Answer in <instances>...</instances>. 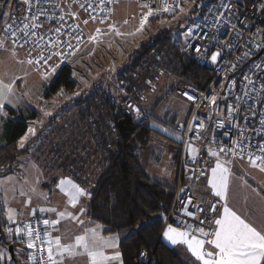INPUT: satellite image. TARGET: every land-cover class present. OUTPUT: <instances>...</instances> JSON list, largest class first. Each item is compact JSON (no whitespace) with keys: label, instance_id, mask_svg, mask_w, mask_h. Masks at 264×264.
Masks as SVG:
<instances>
[{"label":"rangeland","instance_id":"rangeland-1","mask_svg":"<svg viewBox=\"0 0 264 264\" xmlns=\"http://www.w3.org/2000/svg\"><path fill=\"white\" fill-rule=\"evenodd\" d=\"M198 1L202 0H186L183 12L173 17L159 18L149 16L147 9L135 3L115 0L107 20H84L85 44L66 64L73 69L72 79L77 82L76 89L50 93L47 97L57 73L45 76L37 71L5 32L10 21L26 11L28 0H0V82L11 86V92H6L5 107L0 111V132L2 120L6 117L28 119L32 112L36 114V118L30 121L28 131L18 141L21 150L30 143L29 154L18 160L13 176L0 180V197L10 224H17L19 219L25 223L36 215L43 216L49 221L46 231L53 233L56 238L60 237L61 243L65 245L74 243L75 236L85 233L84 227H77L78 232L72 234L69 223L63 221L73 211L70 209L71 196L60 182L72 181V178L82 174L83 169L91 163L93 154L101 152L99 149L102 145L108 146L112 142V125L99 123L101 113L104 117L109 116L107 109L102 106L103 101L109 98L108 95L104 96L110 93L109 90L114 92L109 95L126 112L129 102L150 112L151 119L147 124L157 131L153 138L161 139L153 140L156 143L151 145V138L149 149L154 148V157L160 158V164H152V159L149 160L146 153L149 149L145 148L141 161L151 175L172 185L170 163L165 159L169 150L160 152L158 149L167 147V142L176 151L180 142L174 129L181 123L187 110L181 94L184 85L180 75L186 62L185 54L192 56L188 45L197 29L193 9ZM165 30L166 33L157 35ZM151 36L153 39L149 41ZM154 40L158 45L157 51L144 55L138 67L134 68L142 42L151 44ZM121 73L125 78L123 81ZM105 82L108 83L107 92L103 89ZM114 86H118L120 92L115 91ZM88 95L90 100L85 101ZM80 98L85 102L82 107L75 104ZM12 113L16 114L13 116ZM167 115L176 116L177 122L169 123V126L162 124ZM30 128L35 130V134L29 132ZM22 138L25 139L21 146ZM218 158L222 160L223 157L219 155ZM255 174L254 177L260 179L258 174L261 175V171ZM81 182L88 184L87 180ZM73 184L78 185L77 182ZM61 212L65 213L64 217L59 215ZM52 221L59 222L53 224ZM59 224H62L61 228L55 231ZM109 238L119 241L117 236ZM52 241H55L53 237ZM0 251L5 249L0 246ZM116 251V248L107 249L109 256ZM58 257L54 249L57 264H87L88 261L86 256L63 261ZM116 262L110 261L109 264Z\"/></svg>","mask_w":264,"mask_h":264},{"label":"built area","instance_id":"built-area-1","mask_svg":"<svg viewBox=\"0 0 264 264\" xmlns=\"http://www.w3.org/2000/svg\"><path fill=\"white\" fill-rule=\"evenodd\" d=\"M114 1L28 0L26 11L16 15L6 27V36L41 74L58 73L85 44L84 20H107ZM126 1L163 18L178 14L186 0ZM165 7L170 11H163ZM193 12L197 29L188 50L197 64L214 69L215 78L206 90L191 85L182 90L191 109L186 120L174 129L180 137L176 183L163 231L171 225L207 240L210 237L201 236L198 230L212 232L216 227L214 219L220 217L223 206L221 200L200 189L209 176L214 156L250 161L258 156L264 158L261 151L264 146V0H202L195 3ZM197 45L201 47L199 53L195 51ZM214 52L221 54L216 63L210 59ZM189 95L194 99L189 100ZM126 105L127 113L138 126H144L151 119L147 110L130 102ZM162 124L169 126V123ZM256 162L261 164L260 160ZM189 211L195 215H187ZM44 220L37 215L28 224L36 243L32 249L36 260L32 264H49L48 244L42 242L47 241ZM7 233L17 244L26 245L29 241L22 236L15 237L9 229ZM139 264H154V261L149 253L143 252Z\"/></svg>","mask_w":264,"mask_h":264},{"label":"trees","instance_id":"trees-1","mask_svg":"<svg viewBox=\"0 0 264 264\" xmlns=\"http://www.w3.org/2000/svg\"><path fill=\"white\" fill-rule=\"evenodd\" d=\"M166 32L167 30L157 35ZM152 39V36L148 38L149 41ZM157 48L156 40L151 44L143 41L133 67L137 68L143 56L156 52ZM185 55L186 62L180 81L184 86L191 85L206 90L215 78L214 69L197 64L189 53ZM72 75L73 69L64 65L53 79L47 97L50 93L61 90H75L77 82L72 79ZM120 76L123 81L124 75L121 73ZM132 86L131 84L130 87ZM106 95L109 98L103 101L102 106L107 109L109 116L104 117L101 113L99 123L112 125L113 140L108 146L102 145L99 149L101 152L93 154L91 159L100 160L101 172L90 189L86 210L88 221L100 225L106 237H119L118 251L121 253L122 264H139L143 252L152 256L154 264H198L181 249L169 248L161 241L165 219L173 203L174 188L150 177L141 163L143 149L149 144L151 136L157 133L156 129L148 124H135L116 100L108 93L104 96ZM88 97L90 95L85 97V101ZM83 101L80 98L75 104L82 107L85 103ZM35 118L36 114L32 112L28 119H11L6 124L5 142L0 145V178L15 173L19 158L29 153L30 144L21 150L18 141L26 134L30 121ZM177 119L174 115H167L164 122L176 123ZM120 121L124 123V134L119 128ZM80 176L81 174L78 175ZM77 180L79 184L83 183L80 179ZM7 230L6 208L0 197V242L3 245H8Z\"/></svg>","mask_w":264,"mask_h":264},{"label":"snow or ice","instance_id":"snow-or-ice-1","mask_svg":"<svg viewBox=\"0 0 264 264\" xmlns=\"http://www.w3.org/2000/svg\"><path fill=\"white\" fill-rule=\"evenodd\" d=\"M163 11H170L169 8L165 7ZM183 12V8H180ZM153 13L149 10L148 15L151 16ZM27 27V25H26ZM59 31V30H57ZM189 35H192L191 30ZM195 51L199 53L201 47L195 46ZM56 55H60L57 53ZM219 52L211 54L210 59L213 63L217 62L220 57ZM247 55V54H246ZM41 59H44L41 57ZM51 59V57H48ZM47 62V61H46ZM29 63H32L30 60ZM55 67L52 68L54 72ZM6 92H11V86L5 85L0 82V111L5 107V101L7 99ZM189 100H193L194 97L188 96ZM215 103V98H213ZM200 127H203L201 124ZM29 132L35 134V130L30 128ZM26 138V137H25ZM21 140V146L23 145V139ZM223 151V149H221ZM261 151H264V146L261 147ZM260 160L261 164L257 165L256 161ZM253 166L261 167V171H264V158L256 157L251 159ZM228 169L224 168L221 164L217 163L216 168L212 169V178L208 181L214 194L221 199L226 198L228 189ZM61 185L65 186L68 194L71 196V203L73 206L77 202L78 198L82 195H86L84 189L78 185L73 184L71 180H61ZM55 212V209H49ZM211 210L216 211L214 206H211ZM44 211V209H40ZM83 211V209H81ZM198 211H203L202 208H198ZM61 217L65 216L64 212L59 213ZM70 215V214H69ZM187 215L194 216L192 212H187ZM12 219V213H9V220ZM59 221H52L51 223L56 224ZM44 225H48L49 221L44 220ZM83 223V221H80ZM201 223L203 221L201 220ZM215 229L212 232H205L202 228L198 231L201 236L210 237L209 239H201L194 234H190L188 230H180L178 228L168 226L166 231L163 233L164 237L170 241L173 245H184L187 250L191 253V256L195 258L200 264H264V232L257 230L251 223L247 222L236 211L229 208L227 205L223 207V214L220 218L214 219ZM9 231H11L9 229ZM21 229L17 228L16 233L19 235ZM27 235L29 236V242L27 247L29 249L36 248V243L32 240L33 230L29 226ZM36 239L40 237L37 235ZM48 244L46 250L47 259L49 264H57L53 258L52 240L42 241ZM56 245V253L60 260L74 259L77 256H86L88 258V264H109L110 261H120L121 253L116 251L113 255H107L105 249L117 248V238L105 239L102 237L96 229L86 230L84 234L75 236L74 243L62 244L59 237L54 241ZM206 244L210 246V249H206ZM143 255V253H142ZM0 258H3L0 256ZM29 258L33 261L36 260V255L31 254Z\"/></svg>","mask_w":264,"mask_h":264},{"label":"crops","instance_id":"crops-1","mask_svg":"<svg viewBox=\"0 0 264 264\" xmlns=\"http://www.w3.org/2000/svg\"><path fill=\"white\" fill-rule=\"evenodd\" d=\"M104 85H105V87L103 88L105 90L104 92H107L106 88L108 86V83L105 82ZM18 88L20 89V85ZM114 90L117 92H120L118 86H114ZM109 91H110V93H114L111 90H109ZM131 93L132 92H129V94H131ZM184 105H186L187 110H186V115L181 120V122H184L186 120V118L190 112V109H191V107L188 104L184 103ZM11 119L12 118H10V117H6L4 120H2V127H1V132H0V145H2L5 142L4 128H5L6 124H8L11 121ZM160 136H162V135L160 134ZM153 137L154 136L152 135L151 136V138H152L151 145H153V143H156V142H152L153 140L161 139L160 137L159 138H157V137L153 138ZM165 146H167V147H161L158 149V151L160 150V152H162V151L166 150L168 152V150H169L168 155L165 159H167V162L170 163V171L169 172L171 173L170 178L173 181L172 185H167V184L163 183L162 181H160L159 179H157L156 177H154L153 175H151L147 171V169H145V167L143 166L142 161H141V163H142V166L144 167V169L146 170V172L148 173V175L150 177L162 182L163 184H165L169 187L174 188L175 183H176L179 143L177 145L176 151L173 148L171 149L170 144H168L167 142L165 143ZM146 147H145V149H149V147H150L149 144ZM153 149L154 148L151 147L146 153L148 154L149 160H150V158L152 159L151 160L152 164L154 163L155 165L154 164L153 165L157 166L160 164V158L157 159L154 157L155 152L153 151ZM144 151L145 150H143V152ZM218 156H219V154L214 156V162L212 164L209 176H208L207 180L204 182L203 186L200 188L201 191L210 193L213 196H215L216 198H218L219 200H221V202L223 203V206H222V210H221L220 215L223 214V207L225 205H227L229 208L236 211L237 214L240 215L243 219H245L247 222L251 223L254 227H256L257 230L264 232V171H261V167L253 166V164L251 163L250 160H246V159H232V160L230 159L229 160V159H226L223 155H220L221 157H223V158H221L222 160H220V158H218ZM22 157H20L19 159H21ZM162 158L164 159L163 155H162ZM217 163L221 164L224 168L228 169V172H227L228 189H227L225 199H221L220 197H217L214 194V191L212 190L211 186L208 183V181L212 178V169L216 168ZM257 165H260V164L257 163ZM262 167H264V166H262ZM258 170H260L262 173L261 175L258 174V176H260L259 177L260 179L254 177L256 175L255 174L256 171H258ZM100 172H101L100 160H97V161L93 160L89 164V166H87L86 168L83 169L82 174L80 176L81 178L78 176L72 178V176H71L72 182H74V183L77 182V184H79L77 179H80L81 181L87 180V182H88L87 185L85 182H83L82 184H79L80 188L84 189L87 194L82 195L84 197L80 196L74 206L72 203L70 204V209H71V211H73V213H71L69 215V217H67V219L63 220L64 222H68L69 225L71 226L72 234H75V232L76 233L78 232L77 227H84L85 231L91 230V229H96V231L102 237H104L105 239L108 238L102 233L101 226L98 224H95V223H90L88 221L87 215H86L87 203H88L89 195H90V189L94 185V182H95L97 176L100 174ZM14 174L15 173H12L6 177L0 178V180L11 177ZM1 194H2V191L0 190V195ZM81 209H83V211H81ZM77 218H79L78 221H76ZM29 221L22 223L23 221L21 219H19L17 221L18 222L17 224H13V223L10 224L8 222V229H11V231L13 232V235L15 237L22 236V237L26 238L27 240H29V236L27 235ZM80 221H83V223H80ZM60 225H62V224H59V226H56L55 231H58V228H61ZM17 228L21 229V232L19 235H17V233H16ZM165 231L166 230L162 231L161 241L167 247L181 249L182 252L186 256H189L195 262L200 264V262L196 261L195 258L191 256V253L187 250L186 246H184V245H173L170 241H168L163 235V233ZM6 236H7L8 245H3L0 242V246H2L5 249V251H0V256L3 257V258H0V264H9V262H12L13 264H32V260L29 258V256L33 252H32V249H29L27 247V244L29 241L27 242L26 245H21V244H17L14 241V238L10 237L7 232H6ZM46 237H47V241L52 240V237L54 240L56 239V236L53 233H50V232L48 233L47 231H46ZM118 244H119V241H117V245ZM205 247H206V249H210V246L207 244ZM52 248H53V258H54V249L56 251V245L54 242L52 244ZM116 250L118 251V246H117ZM105 253L108 255L107 249H105ZM5 257H8L10 260L8 261V259H6ZM54 260H57V259L54 258ZM87 264H88V261H87ZM112 264H114V263H112ZM116 264H122V263H121V261H118V263L116 262Z\"/></svg>","mask_w":264,"mask_h":264},{"label":"water","instance_id":"water-1","mask_svg":"<svg viewBox=\"0 0 264 264\" xmlns=\"http://www.w3.org/2000/svg\"><path fill=\"white\" fill-rule=\"evenodd\" d=\"M119 128H120L121 132L124 134V123H123V121L119 122Z\"/></svg>","mask_w":264,"mask_h":264}]
</instances>
